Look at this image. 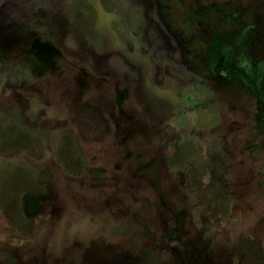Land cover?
<instances>
[{
  "label": "rangeland",
  "instance_id": "1",
  "mask_svg": "<svg viewBox=\"0 0 264 264\" xmlns=\"http://www.w3.org/2000/svg\"><path fill=\"white\" fill-rule=\"evenodd\" d=\"M0 264H264V0H0Z\"/></svg>",
  "mask_w": 264,
  "mask_h": 264
}]
</instances>
